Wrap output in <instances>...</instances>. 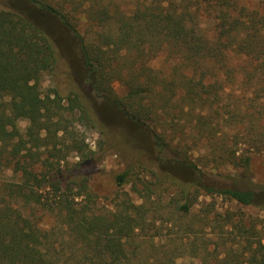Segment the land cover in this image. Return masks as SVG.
<instances>
[{"label": "trees", "instance_id": "16d2710c", "mask_svg": "<svg viewBox=\"0 0 264 264\" xmlns=\"http://www.w3.org/2000/svg\"><path fill=\"white\" fill-rule=\"evenodd\" d=\"M33 1L62 18L69 6L85 14L90 86L152 126L160 149L169 143L157 129L183 117L206 141L205 167L223 160L244 181L252 159H264V0ZM115 82L126 87L121 98ZM83 113L75 76L44 30L0 8V264H176L188 254L264 264L262 184H223L206 171L194 189L170 193L125 170L100 206L85 180H68L61 161L88 158L75 142ZM35 138L36 150L27 146ZM194 150L183 143L186 158ZM188 167L200 175L196 162ZM200 191L211 202L193 212ZM216 198L262 214L218 219Z\"/></svg>", "mask_w": 264, "mask_h": 264}, {"label": "rangeland", "instance_id": "374dc122", "mask_svg": "<svg viewBox=\"0 0 264 264\" xmlns=\"http://www.w3.org/2000/svg\"><path fill=\"white\" fill-rule=\"evenodd\" d=\"M252 2L247 3L250 5ZM0 8L19 12L40 26L52 42L56 57L65 62L73 72L84 106L75 142L87 153L88 158L85 159L83 152H75L61 161V166L66 169L68 180L86 181L88 187L98 194L97 201L100 206L110 205L119 188L115 176L125 170L133 173V179L150 181L155 188L168 189L170 193L181 186L194 189L196 184L203 183L206 171L209 178L222 180L223 184L243 185L244 183L251 187L264 185V159L261 157L252 159L250 177L246 176V180L242 181L239 179L241 173L223 160L210 159L209 164L204 166L205 160L202 156L207 154L206 141H200L199 135L183 117L171 123L168 120L164 122L162 129H157L169 143L167 147L160 149L153 136L152 126L147 122L131 118L128 112V115L124 112L123 106L118 107L115 102L99 96L90 86L92 80L88 78L89 73L81 53L82 37L86 36V16L81 10L69 6L64 11L65 17L62 18L57 11L41 6L33 0H0ZM160 60L163 63V57L158 61ZM51 67V61L45 60L40 63V69L46 76ZM114 87L120 98L126 94L124 85L115 82ZM37 141L35 138L32 142H28L27 146L36 150ZM183 143L195 147L187 158L183 152ZM43 154L46 156L45 150ZM190 161L196 162L200 167L199 176L188 167ZM21 168L24 172L27 170L25 166ZM131 185V183L126 185L125 189L137 199L138 194L132 191ZM199 193L198 200L192 203L193 212L211 202V198L204 195L203 191ZM214 202L213 215L218 219L223 217L227 219L228 216L241 213L256 215L262 214L260 207L264 208V194L257 201L260 207L243 206L222 198H216ZM157 241L159 242V239ZM176 264L204 263L200 256L188 254L177 259ZM209 264H213V261Z\"/></svg>", "mask_w": 264, "mask_h": 264}, {"label": "water", "instance_id": "95a60500", "mask_svg": "<svg viewBox=\"0 0 264 264\" xmlns=\"http://www.w3.org/2000/svg\"><path fill=\"white\" fill-rule=\"evenodd\" d=\"M125 113L127 114V111L125 110ZM128 115V114H127Z\"/></svg>", "mask_w": 264, "mask_h": 264}, {"label": "flooded vegetation", "instance_id": "af4514ba", "mask_svg": "<svg viewBox=\"0 0 264 264\" xmlns=\"http://www.w3.org/2000/svg\"><path fill=\"white\" fill-rule=\"evenodd\" d=\"M118 107H120V104H118Z\"/></svg>", "mask_w": 264, "mask_h": 264}]
</instances>
